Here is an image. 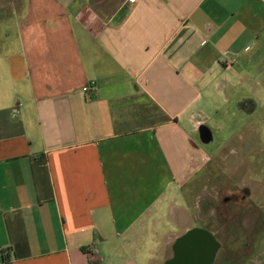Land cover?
Listing matches in <instances>:
<instances>
[{
    "label": "crops",
    "instance_id": "0c3cea01",
    "mask_svg": "<svg viewBox=\"0 0 264 264\" xmlns=\"http://www.w3.org/2000/svg\"><path fill=\"white\" fill-rule=\"evenodd\" d=\"M262 76L264 0H0V264H164L196 135L256 131Z\"/></svg>",
    "mask_w": 264,
    "mask_h": 264
},
{
    "label": "rangeland",
    "instance_id": "374dc122",
    "mask_svg": "<svg viewBox=\"0 0 264 264\" xmlns=\"http://www.w3.org/2000/svg\"><path fill=\"white\" fill-rule=\"evenodd\" d=\"M260 88V106L253 122L256 131L250 132L248 126L224 133L213 130L214 140L208 145L196 135L198 157L180 188L188 228L210 231L222 243L218 259L228 264H238L252 251L249 240L253 237L264 239L254 229L260 211L264 213V76Z\"/></svg>",
    "mask_w": 264,
    "mask_h": 264
},
{
    "label": "water",
    "instance_id": "95a60500",
    "mask_svg": "<svg viewBox=\"0 0 264 264\" xmlns=\"http://www.w3.org/2000/svg\"><path fill=\"white\" fill-rule=\"evenodd\" d=\"M219 247L210 231L191 228L174 240L172 256L164 264H212Z\"/></svg>",
    "mask_w": 264,
    "mask_h": 264
},
{
    "label": "built area",
    "instance_id": "2783aa9c",
    "mask_svg": "<svg viewBox=\"0 0 264 264\" xmlns=\"http://www.w3.org/2000/svg\"><path fill=\"white\" fill-rule=\"evenodd\" d=\"M129 2H132L133 0H127ZM92 83L88 84V85H85L82 87V91L85 92V93H89L91 88H92Z\"/></svg>",
    "mask_w": 264,
    "mask_h": 264
}]
</instances>
